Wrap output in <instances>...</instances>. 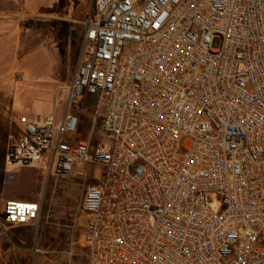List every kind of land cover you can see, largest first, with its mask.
<instances>
[{"label": "built area", "instance_id": "built-area-1", "mask_svg": "<svg viewBox=\"0 0 264 264\" xmlns=\"http://www.w3.org/2000/svg\"><path fill=\"white\" fill-rule=\"evenodd\" d=\"M66 92L60 122L20 118L7 164L102 168L88 264H264V0H96ZM82 96L102 108L96 144L94 127L72 140ZM42 208L11 199L4 223Z\"/></svg>", "mask_w": 264, "mask_h": 264}, {"label": "rangeland", "instance_id": "rangeland-1", "mask_svg": "<svg viewBox=\"0 0 264 264\" xmlns=\"http://www.w3.org/2000/svg\"><path fill=\"white\" fill-rule=\"evenodd\" d=\"M95 1L0 0V252L12 247L0 264H88L84 190L100 182L102 168L85 163L57 176L48 159L32 167L8 165L7 151L22 135L20 118L28 115L17 105L47 103L50 114L63 119ZM79 103L80 124L72 140H86L94 127L96 144L102 108L83 96ZM11 199L42 200L39 221L6 225L3 210ZM209 201L222 208L219 193H211Z\"/></svg>", "mask_w": 264, "mask_h": 264}, {"label": "crops", "instance_id": "crops-1", "mask_svg": "<svg viewBox=\"0 0 264 264\" xmlns=\"http://www.w3.org/2000/svg\"><path fill=\"white\" fill-rule=\"evenodd\" d=\"M48 105L49 104H44V103H36L32 105H17V109L21 110L29 115L30 118L38 117V116H50V111L48 110ZM30 200V199H28ZM34 201H39L42 203V200H34ZM43 204V203H42ZM28 226V225H27ZM10 240V239H8ZM13 244V242H12ZM10 250H12V247L7 248L5 252H0V258L3 257H8L10 256ZM88 252V249H87ZM88 260H89V255H88Z\"/></svg>", "mask_w": 264, "mask_h": 264}, {"label": "bare ground", "instance_id": "bare-ground-1", "mask_svg": "<svg viewBox=\"0 0 264 264\" xmlns=\"http://www.w3.org/2000/svg\"><path fill=\"white\" fill-rule=\"evenodd\" d=\"M73 172V171H72Z\"/></svg>", "mask_w": 264, "mask_h": 264}]
</instances>
